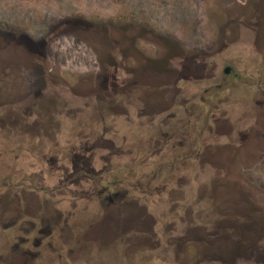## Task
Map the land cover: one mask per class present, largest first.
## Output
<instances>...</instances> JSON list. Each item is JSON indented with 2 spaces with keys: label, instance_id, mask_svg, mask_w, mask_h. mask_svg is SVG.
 Instances as JSON below:
<instances>
[{
  "label": "rangeland",
  "instance_id": "obj_1",
  "mask_svg": "<svg viewBox=\"0 0 264 264\" xmlns=\"http://www.w3.org/2000/svg\"><path fill=\"white\" fill-rule=\"evenodd\" d=\"M252 2L0 0L2 5L35 14L56 13L48 23L91 18L111 20L118 28L112 32V39L120 42L117 48L99 46L103 38L85 28H74L72 36L58 39L54 47L46 49L43 65L52 80H43L28 56L21 57L25 64L21 61L18 69L24 79H0V121H21V131L5 133L0 128V217L8 219L10 226L21 218L26 235L34 227L30 221L38 216L53 228L57 225L54 239L41 240V249L50 255L46 264H195L196 249L191 236L213 231L212 224L220 217L213 203L232 201L227 190L243 181L248 192L257 189L264 194V174H241L243 181L239 180L233 174L236 167L227 160L228 147L218 148L215 144L229 133L227 117L217 115L224 114L222 110L228 106L236 105L235 110H239L241 104L256 105L263 89L264 20L258 21L257 30L252 32L254 28L246 20L247 10L254 7ZM256 8L264 13V1H259ZM151 27L154 30H147ZM108 41L104 39V43ZM226 66L232 72L228 77L223 74ZM131 70L137 72L138 89L134 93L137 101L132 97L133 105L143 117L138 126L122 124L124 117L119 118V114L131 109L127 101L123 105L113 96L119 105L114 108L117 113L108 111L107 106L105 112L102 107L94 108L96 112L102 109L105 116V127L99 128L96 123L101 116L92 111L93 105H101L95 101V94L104 93V88L108 93L130 88L134 81L129 80ZM176 72L181 73V78L175 77ZM222 78L229 85H223L217 98L228 96L207 109H197L195 118L205 121L201 128L189 124L188 115L183 112L176 114L179 121L174 123V118L167 120L163 113L162 118L167 121L153 127L143 125L150 114L140 112V103L153 108L148 109L152 115L156 110L164 112L166 89L177 86L194 91L196 82L203 89L212 86L213 81L222 83ZM39 91L43 94L36 96L41 112L22 109L26 100H34ZM224 103L227 104L220 107ZM66 104L72 112L67 111ZM215 106L221 113L214 111ZM77 108L89 109L90 115L78 116L80 111H74ZM114 114L121 124H112L110 115L114 118ZM211 118L219 121L211 123ZM130 141L136 142L132 155L128 154L133 148ZM87 143L93 148L92 155L100 157L91 160L98 174L88 178ZM201 144L203 149H199ZM70 146L72 157H79L73 159L74 171L71 172L69 158L68 164L64 163L67 172L48 175L45 180L47 186L57 190H21L20 206L18 196L9 187L19 183L21 189L36 187L35 175L40 171L34 165L33 152L64 157ZM17 154L21 155V167L23 161L28 167L27 176L22 170L19 174L14 160ZM59 178L62 187L57 186ZM105 187L107 190L102 191ZM108 193L111 198L118 194L114 201L122 198L129 202L118 210L108 203ZM220 207L223 213L231 212L230 206ZM36 225L38 229L39 224ZM15 228L10 230V249L18 243L11 240ZM185 236L189 239L183 243L180 238ZM168 237L174 242L169 244ZM31 262L36 263L33 259Z\"/></svg>",
  "mask_w": 264,
  "mask_h": 264
},
{
  "label": "flooded vegetation",
  "instance_id": "obj_2",
  "mask_svg": "<svg viewBox=\"0 0 264 264\" xmlns=\"http://www.w3.org/2000/svg\"><path fill=\"white\" fill-rule=\"evenodd\" d=\"M259 1L263 2L264 0ZM259 1L253 0L252 3L254 7L247 10L248 13L246 12V20L250 21V25L254 28L252 32L257 30L259 26L258 21L264 20V13L262 10L256 8V5L259 3ZM52 16H56V13L54 14L52 11H50L49 15H46L45 13L43 15L41 13L35 14L19 7H10L0 3V79H24L22 75H20L21 72H18V69L19 66H21V61H23L22 63L25 64L24 58L22 60L21 57L28 56L33 64V68L39 70L38 73L40 74L41 78L43 80H52V77H50L48 71L45 70V67L43 66L47 58L46 49L49 47H54V44H57L58 39L71 35V31L74 28H85L86 31L100 35L103 40L99 42V46H107V48H117L120 46L119 40H115L114 38L112 39V32L118 30V28H116L115 23L111 20L92 21L91 18H76L75 20L70 18L59 23H48ZM147 30L154 29L151 27ZM104 39H108V43H104ZM231 73V68L226 66L223 70V74L228 77ZM129 74V80H134L130 82V88H120L118 90L112 91V93H108L109 91L107 88H104L102 89L105 91L104 93L98 92L95 94V101H99L101 105L99 104L100 106L98 107L93 105L92 111L94 113L98 112V117L101 116V121L96 123L99 128L105 127L106 120L105 116L101 114L102 109H100V112L99 109H97L96 112L94 111V108L96 109L102 107L103 112H105V107L107 106L108 111L115 112L114 108L119 106L116 105L117 101L113 100L115 96L123 105H125L124 102L127 101V105L129 109H131L128 112L125 110L123 114H119V118L124 117L122 124L127 123L129 127L135 125L138 126L137 123L139 122V118L143 116L142 114H139L138 108L137 110L135 109L132 100V97H134V100L137 101V97L135 96L136 94H134L138 90L136 86L137 72L135 70H131ZM180 74V72H176L175 77H177V79L181 78ZM197 77L201 78L202 75ZM234 77L236 78V74H234ZM222 80V83H215L213 81L212 86L210 85V87L203 89H201V87H199L200 84L196 82L194 91V88L186 89L177 86L166 89L167 107L164 112H159L161 111L160 109L156 110L157 112L153 113L152 115L151 112H148V109H154L150 108L148 105L140 103V106H142L140 108V112H146V114H150L147 118H145V123H143V125L147 124L153 127L171 118H174L171 121L174 123L179 121L176 119V114L178 112H183L188 115L187 122L189 124L192 123L193 127L201 128L202 122L205 121H201L202 119L200 117L199 119L195 118V116H197V109H200L201 107L203 109H207L210 105L214 106L215 104L213 103L215 101L221 103L223 102V99L228 96L226 95L220 99L217 98L218 94H220L219 91H223V85H229L228 82L224 80V78H222ZM231 82H233V79ZM45 89L46 88H44V90ZM261 90L259 93L260 100L256 105L252 106L247 103L241 104V106H239V110H235L236 105L228 106L226 109L222 110L224 111V114H222L217 109V106H215L214 109V111L221 113L220 116L217 115L218 117H227V123L229 124L228 135L221 140L217 138L218 140L215 144H217L218 148L228 147L229 150L226 156L227 160L233 168L234 166L236 167L234 168L235 171L233 174L236 177L238 176L237 178L241 181H243L240 178L241 174L242 176L250 175L251 173L255 175L264 174V83L263 89ZM171 93L172 95L170 96ZM36 96L40 97L43 96V94L41 91H39L37 94H34V100L31 101L30 98L27 99V104L22 109H28L31 112H41V105L38 104ZM226 104L224 103L219 105L221 107ZM65 107L67 111L72 112V108L68 107V104H66ZM82 109L77 108L74 111H80L78 116L82 118L84 116L90 115L89 109ZM94 113L92 114V118L95 117ZM163 113H166L167 120L162 118ZM110 116L112 124H121V121H117L115 114L114 118L113 115ZM69 117V120L72 121V113ZM213 117H216V115ZM36 118L38 117L36 116ZM93 121L95 120L93 119ZM217 121H219V119L217 120L211 118L210 120L211 123H215ZM35 122L36 121H34L33 124ZM206 122L209 123L208 121ZM0 124L2 125L0 128H2V131L5 133H10L13 130L21 131V121H13L6 118L1 120ZM26 128H28L27 124ZM7 139L10 140V137L8 136ZM99 140L100 138H98L97 141ZM110 143L112 142L110 141ZM204 143L205 142H202V144ZM202 144L201 147L199 145V149L204 148ZM130 145L133 146V148L130 147L128 154L132 155L133 150L135 151L136 148V142L130 141ZM87 148L89 149L87 152L90 153V156H88V160H90V162L87 165L88 167L86 169L85 175L88 178L91 174L96 175L98 173L91 164V160L97 157L92 155L91 150H93V148L89 147V143H87ZM69 152L68 154H65L64 157H61V154H57L58 157H54L52 156L53 154L51 152H33L34 155L24 152L27 155L29 154L34 156V165L38 167L40 174L35 175L37 184H35L36 187L34 188L30 187V190L25 186H23V189H21V183L17 185H10L9 190L15 192L16 196H18L19 204L21 203V190L23 192L35 190L51 192L57 190V187L47 186L45 180L47 179L48 175L59 176L67 172L64 169V163L66 162V164H68L69 158L71 159V161H69L71 172L74 171L73 159L77 160L79 157H72V146H70ZM122 153L124 154L127 152L122 151ZM15 157L16 158H14V160L19 166L18 170L20 173H18L21 175L22 170L23 174L27 176L28 174L25 170L28 167H25L27 165L24 163V161L21 167V155L17 154ZM10 159L13 158L11 157ZM97 159L100 160V157ZM6 170L11 172L12 169L6 168ZM58 180L60 183L57 186L62 187L61 178ZM246 186L247 184L243 181L241 184L232 186L231 190L228 189L226 192L227 195L233 198L232 201H229L227 204L218 203L216 205L215 202L213 203L215 213L220 217H218V220L212 224L213 231H211V233L203 231V233H199V235L196 237L191 236L195 242L194 247L196 249V256L193 258L195 264H264V194L257 189L255 192L250 193L247 191ZM105 190H107L106 187L102 191ZM89 195L91 196V194ZM106 196H108V203L114 205V207L118 210H120V207H123V204L129 202L122 198H118L116 201H114V197H117L118 194L114 195L112 198L110 193H108ZM220 206H230L231 212L223 213ZM37 218L38 219H34L32 222L30 221L31 225L34 224V227H32L29 233L26 235L25 230L21 227V218H19L20 220H15L13 222L14 224L10 226L8 219L6 220L5 218L0 217V264H33L31 262L32 259L36 262L35 264H46V259L50 257V255L45 251V249H41L44 244L41 240L43 239L44 241H51L54 239L53 233L54 230L57 229V225L54 224L53 228L51 224L47 223L45 219H42L41 216H38ZM3 219L7 222H5ZM22 222L26 223L24 220ZM35 223L39 224L38 229L37 225L35 226ZM11 228H15V231H12L13 234L17 233V235L12 234L13 237H11V240L18 241V243L14 245L12 249H10L9 245ZM36 235H38L41 239H38ZM186 238L189 239L188 236H185L180 238V240H182L184 243ZM166 239L169 244L171 241L174 242L175 240L172 237H168ZM46 245H50V243L47 242ZM31 249H34L35 252H33ZM28 257L29 259L27 260Z\"/></svg>",
  "mask_w": 264,
  "mask_h": 264
},
{
  "label": "water",
  "instance_id": "obj_3",
  "mask_svg": "<svg viewBox=\"0 0 264 264\" xmlns=\"http://www.w3.org/2000/svg\"><path fill=\"white\" fill-rule=\"evenodd\" d=\"M225 72H227V71H225Z\"/></svg>",
  "mask_w": 264,
  "mask_h": 264
}]
</instances>
